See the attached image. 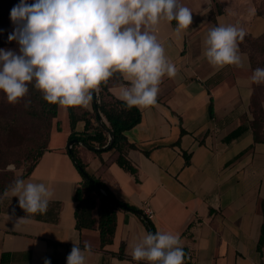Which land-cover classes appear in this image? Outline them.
I'll return each instance as SVG.
<instances>
[{
  "label": "crops",
  "instance_id": "crops-1",
  "mask_svg": "<svg viewBox=\"0 0 264 264\" xmlns=\"http://www.w3.org/2000/svg\"><path fill=\"white\" fill-rule=\"evenodd\" d=\"M180 3L191 10L192 25L178 33L174 20L162 21L158 31L179 69L177 76L163 79L154 106L140 108L142 120L126 132L128 143L101 153L77 143L78 155L117 199L144 214L151 209L150 220L157 231L180 236L184 264H264V243L259 249L264 224V142H255L251 126L255 119L251 54L240 43L241 53L247 56L245 67L222 69L211 66L202 55L212 27L238 25L246 36L258 38L264 32V15L243 0ZM127 83L112 81L110 92L119 99L120 87ZM260 106L264 109V99ZM74 111L78 120L72 128L68 108L59 106L48 148L24 179L48 186L52 196L46 212L27 213L11 189L7 191L0 213V264H44L45 258L51 264H67L73 241L82 249L85 242L91 245L87 264L136 262L133 247L150 232L139 214L116 209L113 240L105 246L98 227L99 202L93 211L94 227L77 228L76 191L83 177L69 152V136L86 131L83 113L91 122L89 133L100 123L94 98L90 109L75 107ZM120 157L135 171L123 166Z\"/></svg>",
  "mask_w": 264,
  "mask_h": 264
},
{
  "label": "clouds",
  "instance_id": "clouds-1",
  "mask_svg": "<svg viewBox=\"0 0 264 264\" xmlns=\"http://www.w3.org/2000/svg\"><path fill=\"white\" fill-rule=\"evenodd\" d=\"M10 19L14 29L8 38L19 50L0 49V92L8 103H19L32 84L49 104L84 109L117 73L128 82L120 87V100L129 108L154 106L163 79L179 72L158 37L159 25L174 20L179 33L193 23L191 10L180 0H20ZM246 35L238 25L212 27L202 55L216 69L243 68L247 56L240 43ZM251 80L264 83V68H256ZM11 192L31 214L46 212L52 196L45 183L22 178ZM91 254L90 244L82 249L73 241L67 264H87ZM131 255L148 264H184L186 254L178 234L158 230L146 232ZM44 264L51 261L45 258Z\"/></svg>",
  "mask_w": 264,
  "mask_h": 264
},
{
  "label": "trees",
  "instance_id": "trees-1",
  "mask_svg": "<svg viewBox=\"0 0 264 264\" xmlns=\"http://www.w3.org/2000/svg\"><path fill=\"white\" fill-rule=\"evenodd\" d=\"M241 44L243 48H245L244 41L241 42ZM251 62L253 64L252 54H251ZM122 79L123 78L120 76V74L118 73L115 74L112 78L109 79V81L106 84H103L101 86V91L99 95L97 96L94 93L93 96L94 99L96 98L95 107L97 110V116L99 117V114L103 115L109 123V128L115 134L114 144L110 149H106V150H112L114 148H118L119 145L122 143H128L126 132L132 129L133 127H135L142 120V111L140 110V108L137 107L129 108L122 100L114 97V95L110 92V88H109L110 83L112 81H121ZM29 87L32 94L39 99V102L42 106V111L40 112L37 110V108L31 107V109L28 110V115L38 120L48 121L50 126L51 120L56 118L58 115L59 105L49 104L43 99V94L39 90H37L32 84H30ZM211 109L213 108L211 107ZM68 110L71 118V125L72 128H74L78 118L75 114L74 108H68ZM253 111L255 113V119L252 121L251 126L253 130L255 142H264V109L260 106V103H257L254 100H253ZM83 117H85L86 119V131L83 134H79V135H77L75 131H73L69 136V141L77 138L80 141L87 143L92 148L95 147L103 148L104 146H106L109 141L108 134L102 129L100 124L96 127V131L94 133H89V130L91 128V122L87 118V113H83ZM58 129H60L59 125H58ZM234 135L236 134H233V136ZM50 136H51V132L46 137L47 138L46 146H43L40 149L34 162L18 178L25 179L27 176H29L32 173L33 169L38 164L40 158L48 148ZM76 146L77 143L72 146L71 150L73 151V155L71 156L79 172L83 177V182L76 191V196L78 198V204L75 212V216L77 220L76 225L79 230L84 228H93L96 223V218L93 215V211L96 209L99 202L98 227L100 230L102 246H105L106 244L111 243L113 240V236L116 229V221H117V216L115 213L116 209L122 208L125 210H130L135 213L142 210H140L138 207L134 205H131L129 203L117 199L114 193L109 189V187L103 181H101L95 175L89 173V171L87 170V165L82 161V159L78 155V150ZM102 151L103 150L97 151V153H101ZM120 163L123 166L127 167L129 170L133 172L135 171L134 167L124 157H120ZM86 173L89 174L92 180L86 177ZM13 184L14 182L9 183L7 181H3V183L0 184V194L3 195L0 203V213L4 210V206L6 202L4 193L5 191L11 189ZM143 219L145 220L149 228V231L151 233H156L157 230L154 224L151 222L150 218L147 215H145ZM263 243H264V224L262 227V237L260 239L259 249L262 248ZM120 255L121 257L124 256L123 253H121ZM134 264H148V263L145 261H136ZM186 264H191V263L187 261Z\"/></svg>",
  "mask_w": 264,
  "mask_h": 264
},
{
  "label": "rangeland",
  "instance_id": "rangeland-1",
  "mask_svg": "<svg viewBox=\"0 0 264 264\" xmlns=\"http://www.w3.org/2000/svg\"><path fill=\"white\" fill-rule=\"evenodd\" d=\"M249 2L261 15H264V0H243ZM20 3V0H0V49L18 51L19 45L9 41L14 25L10 19L11 9ZM29 4L34 0H28ZM244 47L253 57L252 72L256 68H264V32L258 38L245 37ZM264 99V83H255V99L260 103ZM31 107L42 111L39 99L29 94L17 104H10L3 92H0V184L3 181L14 182L34 162L38 152L46 146L47 135L52 131L55 118L49 122L38 120L28 115ZM66 111V110H64ZM63 110L60 115L63 116ZM9 165H15L13 170ZM3 195L0 194V203Z\"/></svg>",
  "mask_w": 264,
  "mask_h": 264
},
{
  "label": "water",
  "instance_id": "water-1",
  "mask_svg": "<svg viewBox=\"0 0 264 264\" xmlns=\"http://www.w3.org/2000/svg\"><path fill=\"white\" fill-rule=\"evenodd\" d=\"M96 100V98L94 99ZM99 123H100V126L102 127V129L108 134L109 136V141L107 143L106 146H104L103 148H99V147H95V148H92L91 146H89L87 143L83 142V141H80L79 139L75 138V139H72L69 141V152L71 155H73V151L71 150L72 146L76 143L78 144H82L84 145L85 147L89 148V149H93L95 151H101V150H106V149H110L112 147V145L114 144L115 142V134L113 133V131L104 123L101 115L99 114ZM86 177L91 179L89 174L86 173ZM92 180V179H91ZM102 190V189H101ZM103 191V190H102ZM137 214H139L141 217H145V214L143 213V211H138Z\"/></svg>",
  "mask_w": 264,
  "mask_h": 264
},
{
  "label": "built area",
  "instance_id": "built-area-1",
  "mask_svg": "<svg viewBox=\"0 0 264 264\" xmlns=\"http://www.w3.org/2000/svg\"><path fill=\"white\" fill-rule=\"evenodd\" d=\"M149 218L151 216H153V212L151 211V209H146V213H145Z\"/></svg>",
  "mask_w": 264,
  "mask_h": 264
}]
</instances>
